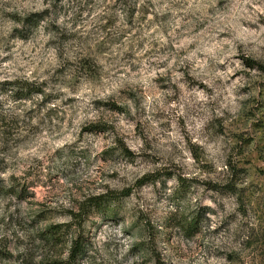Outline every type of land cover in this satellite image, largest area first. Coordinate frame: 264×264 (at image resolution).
I'll return each mask as SVG.
<instances>
[{"label": "clouds", "instance_id": "1", "mask_svg": "<svg viewBox=\"0 0 264 264\" xmlns=\"http://www.w3.org/2000/svg\"><path fill=\"white\" fill-rule=\"evenodd\" d=\"M0 264H264V0H0Z\"/></svg>", "mask_w": 264, "mask_h": 264}]
</instances>
